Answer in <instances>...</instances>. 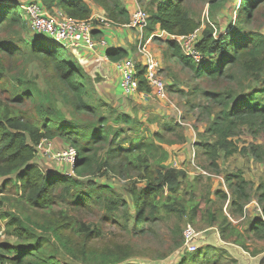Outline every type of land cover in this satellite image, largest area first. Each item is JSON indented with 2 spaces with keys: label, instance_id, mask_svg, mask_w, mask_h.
<instances>
[{
  "label": "trees",
  "instance_id": "1",
  "mask_svg": "<svg viewBox=\"0 0 264 264\" xmlns=\"http://www.w3.org/2000/svg\"><path fill=\"white\" fill-rule=\"evenodd\" d=\"M45 7L51 9L57 7L68 16L75 18H87L91 15V8L86 0H39ZM102 6L108 19L116 25L128 24L130 13L122 0H92ZM20 0H0V178L10 179L11 184L18 186L25 203L34 210L48 211L52 208L57 192L71 199V205L77 208L90 209L91 206L103 207L114 216L122 208L124 219L120 227L128 230L127 213L124 211L129 202L135 209L134 231L139 235L147 229H140L139 225L151 224L156 214L160 212V206L164 209L176 210L172 204H179L184 211L183 197L178 194L183 188L185 173L176 168H168L164 165L168 152L153 140H147L142 144H133L134 140L122 138L118 140L123 131L119 127L113 133L108 128V116L96 112L95 103L90 101V94L86 89V73L80 64H71L65 58V54L58 50V46L67 49L45 35L37 34L22 37L21 31L27 30V22L21 17L18 9ZM155 5L148 9L147 25L143 29V38L150 35L159 25V28L169 35H184L198 28L197 22L189 15L183 0H154ZM264 0H240L238 17L242 21H249L254 9L262 5ZM212 3L211 9H215ZM24 12V10H22ZM14 28H17L14 30ZM197 39V49L202 54L200 62H196L183 54L175 40L167 39L165 42L171 51V57L179 64L194 72L198 77L216 82L220 79L235 80V70L240 69L246 77L262 80L264 83V34L260 32L245 31L241 26H231L227 32L213 35L212 29L200 32ZM45 36V37H44ZM68 50V49H67ZM125 48H109L106 56L111 61H118L128 56ZM28 58L31 63L36 62L47 78V86L56 89L58 98L52 102L53 93L37 87L35 80L29 79L14 69V61ZM25 63V60H24ZM139 89L144 91L148 85L139 73ZM16 80L17 83H12ZM236 85L240 82L236 79ZM54 86V87H53ZM264 91V84L261 88ZM258 90L244 92L227 88L223 91H203L211 103L219 107L206 128L210 135L208 140L201 144L202 155L210 159V165H215V160L221 152L229 154L234 148L230 136L234 135L237 128L246 126L253 134L261 131L264 126V97L258 95ZM260 93V92H259ZM30 104L31 110H24V105ZM101 104L109 106L113 114L112 121L116 124H125L133 129L135 120L131 115L118 111L116 107L101 100ZM72 108L75 120L66 118L64 107ZM20 107L22 110H19ZM94 117L90 131L85 132L81 124L83 118ZM161 124L162 131L176 130L179 124L174 119L164 121ZM63 139L76 150V159L73 166V174L46 173L34 161L37 146L44 138L53 140ZM212 139V140H211ZM211 140V141H210ZM157 141H161L157 139ZM131 143L129 146L126 144ZM244 150V149H243ZM98 152L101 158L98 156ZM251 154L259 156L258 147H251ZM102 154L106 156L103 157ZM106 173L110 170L119 177L129 180L132 186L128 190V200L110 186H98L89 181L86 186L79 178L88 176L95 171ZM104 170V171H103ZM116 174V175H117ZM15 175V179L10 177ZM117 175V176H118ZM238 178L235 184L237 198L232 200V213L241 212L242 206L237 202L245 198L243 194L244 179L240 174H234ZM137 182L143 181L144 185L138 187ZM229 179V176H228ZM190 185V184H189ZM164 191L167 195L164 196ZM163 195V196H162ZM216 198L209 201V206H203L200 200L190 202L187 206L191 210L189 219L196 216L204 218L212 227L217 226L219 238L227 243L240 246L251 255L260 252L247 245V236L237 229L222 211L219 205L221 199L227 197L222 190L214 192ZM257 200L262 204L264 211V184L256 192ZM68 200V201H69ZM186 202V201H185ZM64 216L60 225L51 228L52 238H48L56 252L63 248L72 256L85 261V264H122L128 259L129 251L133 246L114 242L106 246L104 250L88 249L77 240L71 239V233L77 238L82 234L89 239L91 234L97 235L99 229L90 228L89 224L81 220L68 219ZM0 219L5 220V233L24 239L22 236L32 237L33 228L11 212L0 211ZM59 221V219H58ZM117 222V221H116ZM264 222L255 219L249 231L256 234ZM41 227V226H40ZM64 230L70 231L64 233ZM92 235V236H93ZM46 240V238H43ZM40 238L31 246L30 244H18L17 247L8 245L0 246V264L9 257L13 264H58L53 251L45 254V258L37 257L36 249L41 247ZM40 241V242H39ZM194 252V251H193ZM45 253V252H43ZM191 253V252H190ZM209 254V252H207ZM199 254V251H195ZM40 255V254H39ZM205 255V253H204ZM32 256L39 259L33 261ZM194 257V254L192 255ZM211 257L205 264H220V260L226 258L225 251L218 253L211 251ZM188 258L181 256L178 264H185Z\"/></svg>",
  "mask_w": 264,
  "mask_h": 264
},
{
  "label": "rangeland",
  "instance_id": "2",
  "mask_svg": "<svg viewBox=\"0 0 264 264\" xmlns=\"http://www.w3.org/2000/svg\"><path fill=\"white\" fill-rule=\"evenodd\" d=\"M26 1L29 0H20L21 3ZM86 1L87 3L88 1L93 2L92 0ZM136 1L146 11L155 5L154 0ZM183 1L189 15L197 22V27L202 31V38L205 29H212L213 35L218 37L219 34L227 32V29L231 26H241L246 32L252 31L264 34V3L254 9L249 21H242L238 17L240 0ZM216 2H219V5L215 4V9H211L212 3ZM97 6H99L98 9L102 7L100 5ZM18 10L21 17L27 22V30L21 31L22 37L34 36L35 34L29 25V18H27L25 11L23 12V9ZM16 29L14 28V30ZM45 38L51 39L48 36ZM167 39L168 36L166 38L165 35L154 36L148 46L143 44L146 41L140 40L137 43L138 47L136 45L135 49L132 50L136 52L132 56L136 61L139 60L138 58L141 55L139 43L151 49L153 55L157 58L158 74L166 87L167 97L164 99H160L153 94L152 89L149 87L132 97H118V79H115L114 74L110 71L111 67L108 68L102 63L103 60L101 61L102 65L87 64L88 61L81 62L79 56L75 54L79 48L67 50L58 46V50L65 54V58L71 61L72 65H81L87 76L86 89L91 95L89 99L95 103L98 114L108 116L106 126L112 130L111 132L113 133L119 127L124 128L121 137L118 139L120 142L122 138H131L134 140L133 144H142L147 140H153L167 150L168 156L164 165L168 168L180 169L185 173L182 181L184 190L182 191L181 189L178 193L183 197V204L185 203L184 205L186 206L185 210L181 211L180 205L176 203L172 204L176 210L164 209L160 206V212L156 214L155 220L151 224L146 225V227L144 223L140 224V229L144 228L147 230L137 235L138 233L134 231L133 227L135 209L131 202L124 209L128 216V230H125L120 227V223L125 217V215H122V208L114 216H111L105 208L99 206H91L89 210L77 208L71 205V199H68V201L65 195L57 192L50 210H34L25 203L18 186L12 185L11 181H9L10 179L1 177L0 211L11 212L14 216L27 223L29 227L32 226L34 231L32 237L24 235L22 236L24 239H18L16 236L5 233V220L0 219V246L8 245L15 248L18 244L24 243L31 246L40 238H46V240L39 241L41 247L35 251L37 257H48L46 253H51L49 251L52 250L53 256L56 257L55 263L85 264L86 260L82 261L72 256L63 248L58 249V252H56L54 246L47 242L48 238L53 237L51 228L55 223L60 225L62 218H64V216L60 215L66 213L68 219L81 220L89 224L91 229L94 227L99 229V233L97 235L92 233L89 239H85L83 234L76 238L73 233L64 230V233L70 232L71 239L73 241L77 240L86 250L94 248L102 251L106 246H111L114 242L129 244L130 247L133 246L131 252L129 251L128 259L122 264H178L181 256L188 258L185 264H205L206 260L211 257V251L217 252L219 246L227 250L233 247L222 245V241L219 240L218 233H216L218 232L217 226L212 227L205 222L204 218H200V215H195L196 217L190 221L189 213L191 210L187 206V201L190 204V202L194 201V198L196 202L200 200L199 202L204 207L209 206V201L216 198L214 192L222 190L227 197L224 200L221 199L219 205L222 206V209L225 208V211L231 212L229 213L230 222L247 236L246 243L249 247L255 249L264 248V226L256 234L249 231V227L255 219H261L264 222L263 207L256 197L257 189L264 184V128L255 134L246 126L237 128L235 134L229 137L234 143V148L229 154L221 152L220 156L215 160V165H210V159H206L202 155L201 147L204 141H209L208 139L212 138L206 133V128L219 109V107L204 97L203 91H223L227 88L240 90L241 87L244 92L258 90L260 92L257 91L258 95L264 97V91L261 90L264 83L262 80L251 79V76L246 77L240 69L235 70V80L232 81L220 79L212 82L198 77L192 70L183 67L175 58L171 57V51L165 42ZM96 56L98 57V55ZM104 58L106 57L104 56ZM24 60L17 59L13 62L16 72L23 75L22 79L26 76L35 80L37 87L51 91L53 93L52 102H54L58 98V94L55 95L57 92H55L54 86L55 91L51 86H47V78L43 69L36 62L31 63L28 58H24ZM112 79L114 81H111ZM236 79L240 82L239 85H236ZM12 83L16 84L17 81L12 80ZM101 88L105 89V91H102ZM0 95L3 97L2 94ZM101 100L116 107L118 111L131 115L135 120L133 129H130V126L125 124L114 123L112 121L111 108L102 105ZM29 109L31 110V105L25 104L24 110ZM19 110H22V108L20 107ZM64 111L66 118L76 119V115L72 114L71 107L65 106ZM171 119L176 120L179 124L176 130L171 132L162 131V135H157L158 132H161L160 123ZM93 120L94 117L83 118V124L81 125L85 132L90 131L89 127L93 124ZM157 139L161 141L159 142ZM49 141V144L44 141L39 147L37 146L36 156L31 163L47 173L73 174L71 161L60 160L62 154L67 151L70 145L59 137L53 140L49 139ZM130 144H126V146ZM253 146L258 147L259 156L250 153ZM98 156L101 158L99 152ZM102 156L105 157L106 155L102 154ZM200 171H204V173H200ZM116 174L110 172V170L106 173H102L99 170L79 179L84 186L89 181L94 182L98 186H110L115 189L119 196L128 200V190L132 185L129 184V180H125ZM234 174H240L244 179L243 194L247 196L245 198L239 197L237 200L242 206V211L232 213L231 202L237 198V193L234 190L235 184L238 182V178ZM10 177L16 178L15 175ZM132 181L136 180L132 179L130 183ZM136 185L142 187L144 182L136 181ZM163 194L165 196L167 192L164 191ZM187 224H190L196 232L193 245L196 246L199 254H195L196 250L190 253L184 246L183 232ZM221 250L222 248L220 247ZM0 252L2 251L0 250ZM193 254L194 257L192 256ZM225 254L226 258L220 260L219 263L234 264L233 257L227 251ZM9 257L4 262H11ZM31 258L33 261L39 260L34 256Z\"/></svg>",
  "mask_w": 264,
  "mask_h": 264
},
{
  "label": "built area",
  "instance_id": "3",
  "mask_svg": "<svg viewBox=\"0 0 264 264\" xmlns=\"http://www.w3.org/2000/svg\"><path fill=\"white\" fill-rule=\"evenodd\" d=\"M19 6L25 11L28 22L33 32L50 37L67 49L87 48L96 50L100 46H105L107 41L104 38H94V32L101 27H109L113 24L104 13L90 15L87 18H75L68 16L63 10L57 7L48 9L39 0H29L20 3ZM148 14L144 8L136 4L133 10L129 26L144 29L147 25ZM201 30L196 28L194 31L184 35H170L180 46L183 54L200 62L202 54L197 49L196 43ZM139 60L133 57H125L115 63L117 71L120 73V88L123 97H132L140 94L138 74H143V79L149 88L152 89L160 99L167 97L165 83L158 74V60L149 48L145 45L139 46ZM50 143L49 139H42L38 147L44 142ZM76 159V150L69 146L60 160L71 161L72 169ZM176 167V166H175ZM204 173V171H200ZM196 232L190 224L184 229L183 239L187 251L193 252L196 246L193 245ZM3 264H13L4 262Z\"/></svg>",
  "mask_w": 264,
  "mask_h": 264
},
{
  "label": "crops",
  "instance_id": "4",
  "mask_svg": "<svg viewBox=\"0 0 264 264\" xmlns=\"http://www.w3.org/2000/svg\"><path fill=\"white\" fill-rule=\"evenodd\" d=\"M122 1L125 4L127 10L129 11L130 17H131V14H132L133 10L135 9L136 4H139V3H137L136 0H122ZM88 4H89L90 8L92 9L91 15L100 14V13H104L105 12L102 7H100L101 9H98L99 6H97L93 2H89L88 1ZM139 6L144 8L140 4H139ZM163 35H165L166 38L168 36V39H171L169 34H167L165 31H163V30H161L159 28V25L156 26V29L150 35H148L147 37L143 38V29L141 30L139 28H135V27L129 26L128 24L116 25L115 23H113L109 27H101L99 30L94 32V38H96V39H101V38L106 39L107 43H106L105 46H103V47L100 46L95 51L87 50L85 48H82V49L80 48L79 50L76 51L75 54L77 56H79L81 62L88 61L87 64L95 63L97 66H98V64L102 65V63H103L108 68L111 67L110 71L112 72V74H114L115 79H118L117 80V84H118L117 85V91H118V95H119L118 97H122L123 98L122 93H121V88H120V73L117 71V68H116V65H115V63L117 61H111V60L108 59V57L106 56L107 50L109 48H125L128 51V53H129L127 57H132L133 55L136 54V52H133L132 50L135 49L138 41H140V40L146 41V43H143V44L148 46V43L151 42V38L152 37H154V36H159L160 37V36H163ZM139 46H140V43H139ZM137 47H138V45H137ZM96 55H98V57ZM104 56L106 58H104ZM105 59H107V60H105ZM102 60H103V62L101 63ZM110 71H108V72H110ZM111 81H114V79H112ZM101 89H102V91H105V89H103V88H101ZM107 89L109 90V88H107ZM222 211L229 218V213H231V212L225 211V208L222 209ZM216 233H218V232H216ZM218 237H219V235H218ZM219 240H221V239H219ZM222 245H229V246L233 247L232 249H230V250L228 249L227 250L226 248H224L222 246H219L218 251H220V247L225 252L227 251V253L230 254L233 257L234 264H264V248L263 249L262 248L261 249L260 248L257 249V250H260V252L256 253L255 255H251L248 251L243 250L238 245L227 244V243H225L223 241H222ZM213 247H216V246H213ZM218 251L215 252V253H218Z\"/></svg>",
  "mask_w": 264,
  "mask_h": 264
}]
</instances>
